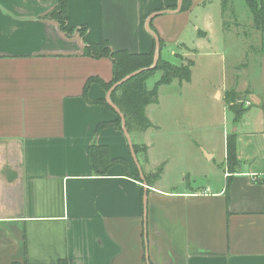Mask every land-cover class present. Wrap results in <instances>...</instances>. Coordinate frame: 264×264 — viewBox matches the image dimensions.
<instances>
[{"label":"crops","instance_id":"obj_1","mask_svg":"<svg viewBox=\"0 0 264 264\" xmlns=\"http://www.w3.org/2000/svg\"><path fill=\"white\" fill-rule=\"evenodd\" d=\"M178 1L68 0V26L77 28L68 36L47 16L59 0H0V264H264V85L234 128L242 165L213 184H166L163 168L146 189L120 164L103 176L89 164L88 147L98 142L137 168L123 130L96 131L117 113L96 103L108 92L98 82L86 96L84 87L90 76L110 81L113 61L83 55L78 28H89L87 42L104 37L115 50L149 52L148 17ZM207 1L151 20L163 59L182 62L187 33L209 41L213 19L197 10ZM158 103L146 108L153 124ZM136 133L133 143H144ZM139 162L143 175L161 166L150 147Z\"/></svg>","mask_w":264,"mask_h":264},{"label":"rangeland","instance_id":"obj_2","mask_svg":"<svg viewBox=\"0 0 264 264\" xmlns=\"http://www.w3.org/2000/svg\"><path fill=\"white\" fill-rule=\"evenodd\" d=\"M207 2L197 10L198 18L213 19L209 41L187 33L191 48L175 60L193 61L192 80L162 86L159 103L150 110L159 125L154 123L147 135H134L135 142L149 145L150 160L166 168V184L182 186L185 180L184 185L191 181L198 187L224 176L226 138L237 127L231 105L250 109L257 99L250 95L253 88L264 85V31L252 23L247 1ZM160 74L151 75L147 87L152 88Z\"/></svg>","mask_w":264,"mask_h":264},{"label":"trees","instance_id":"obj_3","mask_svg":"<svg viewBox=\"0 0 264 264\" xmlns=\"http://www.w3.org/2000/svg\"><path fill=\"white\" fill-rule=\"evenodd\" d=\"M248 7L250 8L253 16V23L255 27L261 31H264V0H246ZM223 3L224 0L222 1ZM192 6V0H183L181 10L187 11ZM176 7V6H173ZM174 9V8H173ZM48 17L53 18L58 22L59 28L65 32L66 35L72 36L77 28H70L68 26V0H59L57 6L47 13ZM154 28V27H153ZM89 28L83 26L78 28V31L86 45L83 48V55L92 56L95 58L109 57L113 61V78L110 81L102 80L98 76H90L84 87L85 96L87 95L88 87L92 82H98L100 86L106 91L110 90V87L119 82L125 76L134 73L135 70L142 69L140 73L134 75V77L120 83L111 93V100L115 103L126 118L127 130L130 134H135L136 132H144L153 126L152 120L146 114V108L150 103L155 102L158 96V90L160 85L169 83L175 79L179 82H189L192 80L193 70L191 69L194 64L192 60L188 63L174 64L169 60L161 56L157 65L153 68L150 66L154 61V51L155 47L149 52H130L127 49L115 50L112 44L106 39L102 38L99 42H87L86 34ZM161 50L164 46V41L160 38ZM161 71V77L155 81L152 88L146 86V81L149 77L156 72ZM96 103L102 104L104 107H108L115 111L113 106L107 102L106 98L96 100ZM231 110L233 112L234 125H236L243 116V113L247 111V108L239 107L237 104L231 105ZM106 127H114L118 130H122V118L117 114L115 120H105L100 122L96 128L99 132ZM226 168L231 174L238 171L242 162L238 160L237 157V133L232 131L227 136L226 142ZM135 152L140 159L148 160V149L145 143H133ZM88 159L89 164H91L92 170L95 175L103 176L116 164H120L123 167V171L126 175L139 179L141 181H146L149 185L153 184L154 179L156 180L158 176L163 171V165L159 167L155 174L145 175V180L140 177L139 168L137 166L135 172H131L129 168V163L126 158L114 157L111 154V148L106 144H100L98 142H92L88 147ZM141 157V158H140ZM228 185L230 183L231 175L228 177ZM228 188V186H227ZM227 195L229 193L228 189ZM17 264V263H13ZM20 264V263H19ZM58 264H70L67 258L59 260Z\"/></svg>","mask_w":264,"mask_h":264},{"label":"water","instance_id":"obj_4","mask_svg":"<svg viewBox=\"0 0 264 264\" xmlns=\"http://www.w3.org/2000/svg\"><path fill=\"white\" fill-rule=\"evenodd\" d=\"M182 2L183 0H179L178 3H177V6L174 10H171L169 8H163L162 10H158V11H155L154 13H152L147 21H146V26H147V30H149V32L152 34L153 38H154V41H155V51H154V61H153V64L150 66L151 68L155 67L160 59V51H161V41H160V38L157 34V32L152 28V26H150V22L151 20L155 17V16H158V15H161L163 14V12H171V13H176L178 11H180L181 9V6H182ZM140 71H142V69H139V70H135L134 73H131L127 76H125L124 78H122L121 80H119V82H116L114 83L111 87H110V90H108L107 92V95H106V100L108 103H110L113 108L115 109L116 113L122 118V130L123 132L126 134V137L128 139V143H129V147L131 148V153H132V158H133V161L136 162V165L138 166L139 168V172H140V177L143 178V180H145V177L143 175V172H142V168H141V164L138 160V157H137V154L135 152V148L133 147V141H132V137H131V134L130 132H128L127 130V125H126V118L124 116V114L121 112V110L119 109V107L112 102L111 100V93L112 91L118 86L120 85V83H123L125 82L126 80L134 77V75L140 73ZM145 182V181H144ZM145 185V188L147 189L148 185L147 183L145 182L144 183ZM145 189V194H144V204L146 205V202H147V196H148V192L147 190Z\"/></svg>","mask_w":264,"mask_h":264}]
</instances>
